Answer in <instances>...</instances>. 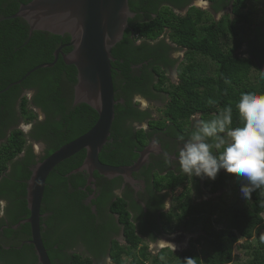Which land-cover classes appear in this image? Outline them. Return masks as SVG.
Here are the masks:
<instances>
[{
  "label": "trees",
  "instance_id": "obj_1",
  "mask_svg": "<svg viewBox=\"0 0 264 264\" xmlns=\"http://www.w3.org/2000/svg\"><path fill=\"white\" fill-rule=\"evenodd\" d=\"M30 1L32 0H0V201L10 202L14 215L20 214L19 216H29L26 189L32 168L63 145L87 133L98 120V114L87 104L74 105L77 69L75 66L66 65L61 56L53 67L38 69L20 84L3 91L20 81L35 67L52 63L55 51L71 41L68 34L60 36L43 31H35L29 37V26L25 20L9 18L18 12L20 5ZM206 1L213 4L212 10L217 14L226 9L232 0ZM166 2L181 9L187 6L190 0H129L130 8L136 17L129 20V28L125 31L122 41L111 51L114 58L112 77L115 99L125 101V104L118 102L115 106L116 118L113 127L124 134L123 144H114V141L108 144V148L111 145L115 149L109 156L104 154L99 156L104 164L115 166L119 163L123 145L126 146V155L132 152L130 145H137L134 130L127 128L124 131L130 118L141 121L149 116L148 112H140L135 107L133 98L136 95L149 100L160 99L161 93L170 96L169 103L158 111L163 120L150 124L154 127H167L166 122L169 120L171 122L169 130L176 136L195 114H201L203 120H210L214 114H218L227 106L233 109L231 127L242 126L236 107L241 94L251 92L264 96V76L259 73L256 82L250 78L253 69L260 70L264 66V33H261L260 28H256V39L250 41V46L254 45L252 47L254 51H251L253 56L245 57L237 53L245 41L244 27L248 26L251 29L253 15L261 8L264 10V0H234L231 13L234 18L225 15L219 21L214 20L210 12L196 7H192L184 16L177 15L171 8L164 7ZM166 30L170 31L171 40L175 44L187 50L186 57L179 67L180 84L171 85L170 89L167 69L169 64L174 66L176 63L168 58L166 51L170 47L164 41L157 47L145 42L157 40ZM136 36L144 40L142 46L137 45ZM230 40L232 46L227 44ZM158 48L164 52L154 55ZM71 50V47L66 46L63 53L69 54ZM198 57L215 65L213 76L206 74V64ZM139 63L144 64L141 72L132 69L133 65ZM150 68L153 70L149 71ZM199 72L203 74L200 75ZM24 90H35V94L32 98L22 96ZM209 101L213 103L209 104ZM34 108L45 114V120L37 121L38 114ZM21 121L26 124L35 121L36 123L32 130L26 133L20 128ZM113 127L110 138L117 143L118 136ZM141 134V140L146 142L145 131H141ZM40 140L47 145V149L46 156L37 162L29 142ZM22 153H26L24 157H21ZM85 156V150H82L60 163L51 172L41 213L45 212L44 206L47 204L49 209L64 221L63 217L73 216L79 207L84 206L82 200L85 193L79 187L86 184L83 174L85 172L77 174L72 172L83 164ZM219 175L222 177L221 181L227 180L228 183L237 181L234 175L228 173ZM210 182V185L207 182L208 190L211 193L217 192L221 182L213 180ZM181 183H183L181 177H174L169 183V188L175 191ZM247 199L251 201L241 207L226 205L221 209L222 207L217 205L213 210L211 208L212 211H208L205 206L210 202H203L204 205L196 204L191 199L185 200V193H181L176 199L178 201L176 210L169 214V223L173 224L170 229L175 231L182 226H188L192 230L199 224L198 218H201L204 219L202 225L204 236L197 237L194 242L196 244L190 245L189 250L179 253L165 248L155 256L148 251L146 244L142 245L143 238L137 233L126 204L118 199L112 206L120 215V222L125 226L124 236L128 244L120 246L114 243L111 250L112 259L115 264H125L123 257L129 259L128 264H150V261L151 264H235L233 247L239 241H245L248 249L252 247L251 257L245 264H264L263 241H258L256 246L249 242L254 234L261 235L264 231L262 216L264 187L253 190ZM84 211H87L91 218L94 217L90 210ZM219 211L228 216V222L225 227L217 230L213 228L212 216ZM52 220L47 218L46 232L42 228L46 249L53 246L50 244L53 240L50 230L53 231L57 225L54 227ZM77 226L72 224L67 230V238L69 232L72 237L75 235L76 230L73 229ZM24 230L29 233V225H26ZM202 241L212 246V251L206 253L204 257L196 247ZM64 245L65 242L60 248ZM49 257L54 264L51 252ZM72 262L93 264L92 260L77 256Z\"/></svg>",
  "mask_w": 264,
  "mask_h": 264
},
{
  "label": "flooded vegetation",
  "instance_id": "obj_2",
  "mask_svg": "<svg viewBox=\"0 0 264 264\" xmlns=\"http://www.w3.org/2000/svg\"><path fill=\"white\" fill-rule=\"evenodd\" d=\"M202 1L207 2L209 6L208 9L204 11L210 12L214 17L219 14H214L212 10L213 4L211 2L206 0ZM233 2L234 0L231 1V4L226 9L220 12H226L223 16L229 15L227 10L229 8L232 9ZM164 4H166L164 7H169L174 10L177 15L182 16L186 15L192 7L198 8L196 0H190V3L181 9L173 6L172 3L166 2ZM253 27L255 35L253 39H256V28H260L261 33H264V19H261V21L253 25ZM170 34V31L166 30L157 40L145 41L152 47H157L159 43L164 41L170 47V49L166 51L168 52V58L169 60L176 61V63L174 66L169 64L167 69V75L170 74L172 76L170 78L168 77L169 89L171 85L180 84L179 67L187 54L186 49L181 48L171 40ZM145 42L144 40H136L137 45L140 46ZM253 46L254 45L250 46V42H246L244 55L250 54V57L253 56L251 54V51H254L252 49ZM163 52L162 49L158 48L155 50L154 55ZM256 62H258V60H256ZM143 65V63L133 65L132 69L141 72L143 70ZM160 67L165 69L163 66ZM150 70L152 71L153 68H150L149 71ZM199 74L202 75L203 73L199 72ZM34 94L35 90H24L22 96H29V98H32ZM159 95L160 99L158 100H149L140 95H136L133 98V103L136 105L135 107L140 112H148L149 116L141 121L130 118V122L129 124L127 123L128 126L126 124L124 131L127 128L134 130L133 132L136 137L135 141L137 145L129 146L132 152L128 155H126V146L123 145V147H121L119 163L116 164L115 167L132 166L139 160L146 148H149V151L146 154V164L131 176V182L127 181L123 176L104 177L95 172L93 175L95 182L89 186V175L83 173L86 184L79 188L85 193V197L82 200L84 206L79 207L75 213L73 212V216L69 218L63 217L64 221H62L61 217H57V215L49 209L47 204L44 206L45 212L42 213L43 218L41 219L42 228L45 230L44 232L48 230L46 224L47 218L53 219L52 223L54 227L57 225L54 228L55 233L54 229L53 231L49 229L50 233L53 234V240L50 242L53 246L50 249H46L48 253L51 252L54 264H73L72 261H74L75 256L81 259H90L93 264H115L111 255L114 243H118L120 246L128 244L124 236L125 226L120 222V215L113 210L112 206V203L118 199H121L126 204L131 221L134 222L137 233L143 238L142 245L146 244L148 246V251L152 254L150 249L152 245L156 246L158 253L162 250V247L158 246V241L165 240L169 243V236L172 234L169 227L173 226L172 223H169V214L174 212L172 211L171 203L174 201V193L178 190L179 186L180 188H185L182 192V194L185 193V200L190 199L187 192L191 195L193 191L191 200L196 204H203V202L209 203L212 199H216V197H221L222 200H224V197H226V199L229 197L234 182L238 181L235 180L230 183H228L227 180L221 181L220 178L222 177L219 173L225 175L227 173L225 170L221 169L215 179V181L221 182L215 193H211L206 186L207 182L211 179L187 176L180 171L177 158L179 150L183 146V142L178 140V136L183 135L185 140H187L196 122L199 121V119L203 120L204 117H202L201 114H195L189 122L184 125L183 129L178 131V136L174 135L172 130H169V126H171L169 120L166 122L167 127H154L150 123L163 120L162 116L153 114L152 109H150L148 105H142L140 100L146 101L150 106H155L157 111L160 107L164 108L169 103L170 98V96L164 93ZM118 102L125 104L124 99H120ZM34 110L38 114V122L45 120V114L40 109L34 108ZM35 123L36 121L28 124V132L32 130ZM113 131L117 133V143H115V140L111 139L110 136L100 155L104 154V156H109L112 153L115 147L110 145L109 149L108 144L113 141L114 144H123V133L119 130L118 132L116 128ZM141 131H145L147 135L146 142L141 140ZM137 135H139V137ZM29 144L32 146L35 161L39 162L46 156L47 145L44 142H41V140L30 141ZM37 144L39 148L36 147ZM25 154L26 153H22L21 157H24ZM124 155L125 157L123 158ZM126 162L128 163L123 164ZM174 177H181L183 179V183L179 184L175 191L169 188V183ZM4 202L6 203L5 207L3 209L1 208L0 211V264H39L35 247L31 243V226L23 222L29 218V216H19L20 214L14 215L13 210H11L10 202ZM86 209L90 210V213L94 217L91 218V216L86 213L87 211H84ZM216 215L217 214L213 215L212 219H215ZM16 219L17 221H15ZM82 223H86L87 225H82ZM72 224H75V226L78 225L73 229L76 230L74 233L75 235L72 237L71 232H69L67 238V230L71 228ZM26 225H29V233H27V230H24ZM198 226L199 225L195 226L194 229L192 228L193 230H190L192 232H197L198 229L196 228ZM200 226L202 227V225ZM62 236L65 237L62 238ZM190 239L191 238L188 239V242L191 241ZM47 242H49V239H47ZM64 242V247L60 248V245L62 246Z\"/></svg>",
  "mask_w": 264,
  "mask_h": 264
},
{
  "label": "water",
  "instance_id": "obj_3",
  "mask_svg": "<svg viewBox=\"0 0 264 264\" xmlns=\"http://www.w3.org/2000/svg\"><path fill=\"white\" fill-rule=\"evenodd\" d=\"M134 17L129 0H32L20 5L18 12L9 17L25 20L29 26V37L35 31H43L60 36L68 34L71 41L55 51L52 63L35 67L3 91L20 84L38 69L53 67L61 56L66 65L77 69L74 105L87 104L98 114L97 122L87 133L63 145L31 170L26 189L30 215L23 222L31 226V243L39 264H52L42 238L41 209L49 175L60 163L85 150L83 164L72 174L87 173L90 186L95 182V172L104 177L123 176L131 182V176L147 162L149 148L132 166L115 167L102 163L99 158L111 136L115 106L118 104L112 77L114 58L111 51L122 41L129 28V20ZM66 46L72 48L69 54L62 52Z\"/></svg>",
  "mask_w": 264,
  "mask_h": 264
},
{
  "label": "clouds",
  "instance_id": "obj_4",
  "mask_svg": "<svg viewBox=\"0 0 264 264\" xmlns=\"http://www.w3.org/2000/svg\"><path fill=\"white\" fill-rule=\"evenodd\" d=\"M135 39H139L138 36ZM236 107L242 126L231 127V106L210 120L197 121L187 140L183 135L178 136L183 146L177 159L180 171L187 176L215 181L221 169L234 175L240 184L241 196L250 202L247 196L264 187V96L242 93Z\"/></svg>",
  "mask_w": 264,
  "mask_h": 264
},
{
  "label": "rangeland",
  "instance_id": "obj_5",
  "mask_svg": "<svg viewBox=\"0 0 264 264\" xmlns=\"http://www.w3.org/2000/svg\"><path fill=\"white\" fill-rule=\"evenodd\" d=\"M205 3L206 2H203L202 0H196V4H197L198 8L203 9V10H207L208 7H209L208 5H204ZM224 13H226V12L219 13L213 19L216 20V21H219V19L223 16ZM227 13H229V15H231L232 9L229 8L227 10ZM231 18H234V16L231 15ZM261 19H264V10H263V8L258 10L253 15V24L252 25L257 24V22H260ZM225 22H223V23L225 24ZM244 28L246 29V34H244L245 36L243 37V39L245 40L244 41L245 43H243L242 47L238 50V53L241 56L247 57V56H250V55H248V54L244 55L245 49H246V40L254 36V33L252 31V29H254V27H251V29L248 28V26L244 27ZM227 44L229 46L230 45L232 46V41L230 40ZM198 59L200 61L203 60V58H201V57H198ZM203 61L205 62L206 68H207L206 74L213 76L214 73H215V69H216L215 65L212 64L211 62H209L208 60H203ZM259 73L264 76V67H262L260 70L253 69L251 74H250L251 80L256 82V78L259 77ZM168 77L170 78L172 76L170 74H168ZM28 98H29V96H28ZM140 102H141L142 105H148V107L150 109H152L153 114L161 115L160 112H158L159 110L156 111L155 106H150V104L147 103L144 100H140ZM160 109H163V107H160ZM216 115L217 114H214L213 116L215 117ZM214 117H212V118H214ZM205 121H207V120H205ZM20 128H22L27 133L29 125L24 123L23 121H21ZM36 147L39 148L38 144H37ZM158 182H159V180H158ZM208 184L209 185L211 184L210 180H209ZM184 189H185L184 187L180 188V186H179L178 190L175 191V193H174V201H173V203H171L172 211L176 210L175 208H177L176 205H177L178 201L176 200L177 199L176 196H179L184 191ZM192 194H193V191H192ZM192 194H191V196H192ZM213 197H215V196H213ZM247 202H248V200H244V197H242L241 194H240V184H239V182H234L233 187H232L231 192H230V195H229V197L227 199H226V197H224V200H222L221 197H216V199H212L210 201V203L208 205H206L205 207L207 208L208 211H212L211 208L212 209L214 207L216 208L217 205H219L220 208L222 207L221 209H223V208L226 207V205L227 206L229 205V207L233 206V205L241 207L242 205H244ZM5 204L6 203L4 201H1V208L2 209L5 207ZM262 216L264 218V212L262 213ZM212 221L214 223L213 224V228H215L217 230H220V229H222L223 227L226 226V224L228 222V216L219 211V213L216 215L215 219H212ZM197 222H199V224H198L199 226L196 228V229H198L197 232H192L190 230L191 228H189L188 226L185 227V228H184V226H182L179 230H175V231L170 229V227H169L170 232H172V234L169 236V243L166 242L165 240H161V241H158L159 242L158 246L162 247V249H165V248L169 247L174 252H179V253H181L183 251H186V250H189V248H190L189 245H192L195 242V239L197 237L204 236V232L202 230V227L200 226V225H203L204 219L198 218ZM189 238H191L190 242H188ZM258 241H263V243H264V231L261 232V235L254 234V237L249 242H250V244L252 246H256L258 244ZM194 244H196V243H194ZM246 246H247V243L245 241H239L233 247V258H234L233 262L235 264H245V263H247L249 261V259L251 257L250 254H251V251H252V247H249V249H248ZM196 247H197V251L202 255V257H204V255L206 253L212 251V246L210 244H208L206 241H202L201 243L196 245ZM150 249H151L152 255L155 256V255L158 254V250H156V246L152 245L150 247ZM123 261H124L125 264L129 263V259H127L125 257H123ZM149 263L151 264V261Z\"/></svg>",
  "mask_w": 264,
  "mask_h": 264
},
{
  "label": "crops",
  "instance_id": "obj_6",
  "mask_svg": "<svg viewBox=\"0 0 264 264\" xmlns=\"http://www.w3.org/2000/svg\"><path fill=\"white\" fill-rule=\"evenodd\" d=\"M205 4H206V5H208V3H207V2H206ZM205 4H204V5H205ZM203 186H204V185H203ZM188 189H189V188H188ZM187 191H188V190H187ZM187 194H188V196H189V197H190V199H191V195H189V193H188V192H187Z\"/></svg>",
  "mask_w": 264,
  "mask_h": 264
},
{
  "label": "bare ground",
  "instance_id": "obj_7",
  "mask_svg": "<svg viewBox=\"0 0 264 264\" xmlns=\"http://www.w3.org/2000/svg\"><path fill=\"white\" fill-rule=\"evenodd\" d=\"M200 120V119H199ZM225 172V171H224ZM194 184V183H193ZM195 186V185H194ZM207 186V185H206ZM213 210V209H212ZM49 254V253H48Z\"/></svg>",
  "mask_w": 264,
  "mask_h": 264
}]
</instances>
